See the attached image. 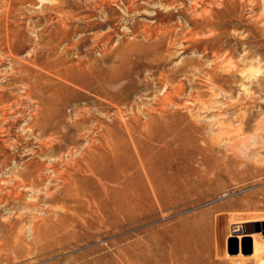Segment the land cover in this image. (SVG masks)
Segmentation results:
<instances>
[{"label": "rangeland", "instance_id": "374dc122", "mask_svg": "<svg viewBox=\"0 0 264 264\" xmlns=\"http://www.w3.org/2000/svg\"><path fill=\"white\" fill-rule=\"evenodd\" d=\"M256 213L264 0H0V264H264Z\"/></svg>", "mask_w": 264, "mask_h": 264}, {"label": "bare ground", "instance_id": "6f19581e", "mask_svg": "<svg viewBox=\"0 0 264 264\" xmlns=\"http://www.w3.org/2000/svg\"><path fill=\"white\" fill-rule=\"evenodd\" d=\"M234 216L237 217L238 220H241L239 223H242V224H245V225L252 224V223H257V222H264V213L263 214H258V213L251 214V215H249L247 217H239L238 214H236V215L234 214ZM262 227L264 228V225H262ZM252 231L253 230H250L251 233H248V232L244 231V232H242V234L237 235L236 237L240 241L243 238H250V239H252V242H253V245H252L253 252L248 257L249 258H253L254 260H257L260 263H264V237L261 236L263 233H257V232H252ZM240 252H242V249L241 248L239 249L238 254ZM238 257H240V255Z\"/></svg>", "mask_w": 264, "mask_h": 264}, {"label": "water", "instance_id": "95a60500", "mask_svg": "<svg viewBox=\"0 0 264 264\" xmlns=\"http://www.w3.org/2000/svg\"><path fill=\"white\" fill-rule=\"evenodd\" d=\"M246 240H248V244L245 245V247H244V249H243V252H244L245 255H250V254H252V252H253V247H252L251 239L248 238V239H246ZM234 252H235V253H238V249H237V247L235 248V251H234Z\"/></svg>", "mask_w": 264, "mask_h": 264}]
</instances>
